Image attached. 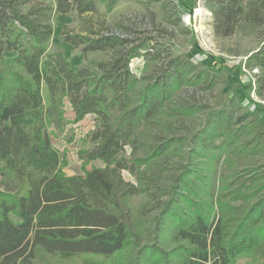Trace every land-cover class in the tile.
<instances>
[{"label":"trees","instance_id":"trees-1","mask_svg":"<svg viewBox=\"0 0 264 264\" xmlns=\"http://www.w3.org/2000/svg\"><path fill=\"white\" fill-rule=\"evenodd\" d=\"M119 1L0 0V264H264V0H205L216 36L256 43L245 65L257 98L235 93L194 130L183 119L203 108L180 93L216 80L168 50L137 76L130 64L152 38L95 19ZM56 14L79 19L65 41L109 57L78 66L51 51ZM90 114L83 173L67 175L52 137Z\"/></svg>","mask_w":264,"mask_h":264},{"label":"rangeland","instance_id":"rangeland-1","mask_svg":"<svg viewBox=\"0 0 264 264\" xmlns=\"http://www.w3.org/2000/svg\"><path fill=\"white\" fill-rule=\"evenodd\" d=\"M45 3H53V0H39ZM205 0H120L112 10L107 11L105 4H99L98 15L95 19L103 18L105 23L110 26L112 31L124 33L121 26L128 25L134 30H144L143 36H149L150 45L153 46L152 52L147 53L145 49L143 55L132 60L130 66L137 76L150 74L156 65L160 63L157 56L159 52L166 51L172 55H182L204 69L209 78L216 80L215 85L207 87L201 92L186 89L180 95L189 96L191 100L200 105L203 109L195 116L183 121L187 122L188 127L200 125L208 118L211 113L220 110H229L232 100H237L235 93L242 92V101L246 97L256 99L257 95L253 90L255 86L256 71H252L246 64V59L256 43L251 38L234 36L222 38L216 36L213 30L212 13L205 6ZM53 37L50 42L51 51H61L74 65H87L94 67L95 63L109 57L108 53L89 52L83 54L79 48H75L64 40L63 29H78L79 19L75 14H56L53 18ZM141 36V35H140ZM24 42L21 43V47ZM17 53V50L4 53L10 57ZM225 63V67H217L214 70L212 65ZM236 65H238L236 67ZM240 66V67H239ZM246 73L247 75H245ZM252 78L250 82L247 77ZM66 116L73 119L70 105L66 104ZM180 127L182 124L179 122ZM71 128L66 134L63 132L56 137H52L53 144L62 152H65L67 165L64 171L67 175L82 174L81 161L78 158V150L87 144L94 129V115H88L77 124L68 126ZM194 130V129H193ZM74 133L73 142L66 143V139ZM179 133L189 136L186 128H181ZM102 165L95 162L94 166ZM91 165L88 166V169ZM219 172H223L219 166ZM127 180L136 181L135 177L128 172H123ZM147 198L140 195L131 199L130 204L134 210L138 211L146 202ZM67 264H87L84 261L76 260L66 262ZM113 264H117L113 262Z\"/></svg>","mask_w":264,"mask_h":264},{"label":"crops","instance_id":"crops-1","mask_svg":"<svg viewBox=\"0 0 264 264\" xmlns=\"http://www.w3.org/2000/svg\"><path fill=\"white\" fill-rule=\"evenodd\" d=\"M72 110V109H71ZM72 113H73V111H72ZM73 118H74V113H73Z\"/></svg>","mask_w":264,"mask_h":264},{"label":"built area","instance_id":"built-area-1","mask_svg":"<svg viewBox=\"0 0 264 264\" xmlns=\"http://www.w3.org/2000/svg\"><path fill=\"white\" fill-rule=\"evenodd\" d=\"M255 71H257V70H255Z\"/></svg>","mask_w":264,"mask_h":264},{"label":"water","instance_id":"water-1","mask_svg":"<svg viewBox=\"0 0 264 264\" xmlns=\"http://www.w3.org/2000/svg\"><path fill=\"white\" fill-rule=\"evenodd\" d=\"M248 58V57H247Z\"/></svg>","mask_w":264,"mask_h":264}]
</instances>
